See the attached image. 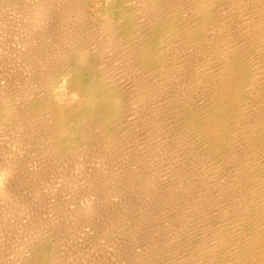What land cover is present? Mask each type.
Instances as JSON below:
<instances>
[{
	"label": "bare ground",
	"instance_id": "1",
	"mask_svg": "<svg viewBox=\"0 0 264 264\" xmlns=\"http://www.w3.org/2000/svg\"><path fill=\"white\" fill-rule=\"evenodd\" d=\"M90 3L0 0V264H264V0Z\"/></svg>",
	"mask_w": 264,
	"mask_h": 264
},
{
	"label": "rangeland",
	"instance_id": "2",
	"mask_svg": "<svg viewBox=\"0 0 264 264\" xmlns=\"http://www.w3.org/2000/svg\"><path fill=\"white\" fill-rule=\"evenodd\" d=\"M112 0H98V3H99V7H100V10L99 11H97V15L96 14H94V12H96V11H94V7H93V3H90L89 5H90V7L88 8V11H89V15H92L91 16V18L92 17H96L97 19H99V18H101V16L100 15H102V13L103 12H108V13H111L112 15H116V17L118 16H122V12L120 11V10H117V9H114L113 7H112ZM132 2H134V1H132ZM128 3H131V2H128ZM126 5H128L127 3H123L122 4V8L124 9V6H126ZM110 14V15H111ZM95 25H97V23L95 22L94 23ZM98 26V25H97ZM161 63H157L156 64V66H159ZM164 68H166L165 66H164ZM81 76L82 77H84L83 79L85 80H87V76H86V74H81ZM80 100H83V99H77V100H75V101H73V102H77V101H80ZM76 104V103H75ZM113 116H114V118L115 119H119L117 122H122V124H123V126H125V125H127V123H126V121L125 120H127L126 119V117L124 116V114H123V112L121 111L120 113H118V114H116V112L113 114ZM210 116H208V118H209ZM214 116H211V118H210V120H209V122H211L212 121V118H213ZM213 122V121H212ZM117 125V124H116ZM116 125H114V127H116ZM178 125H182V123L180 122ZM78 139H79V137H77V141H78ZM263 161H264V158H263ZM264 170V164H262V168L259 170V172H262ZM264 221V220H263ZM257 252V251H256ZM46 264V263H45ZM242 264H244V263H242Z\"/></svg>",
	"mask_w": 264,
	"mask_h": 264
}]
</instances>
